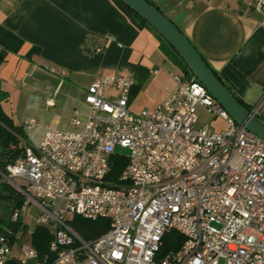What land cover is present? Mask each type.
Listing matches in <instances>:
<instances>
[{
  "label": "built area",
  "instance_id": "2783aa9c",
  "mask_svg": "<svg viewBox=\"0 0 264 264\" xmlns=\"http://www.w3.org/2000/svg\"><path fill=\"white\" fill-rule=\"evenodd\" d=\"M245 1L264 14V0ZM169 76L175 92L139 112L128 109L130 75L96 77L83 122L73 117L70 129L47 127L0 172L50 229L54 258L47 264H264V139L238 124L194 76ZM199 108L225 127L200 122ZM249 110L264 119L263 101ZM34 126L28 120L24 128ZM76 215L107 218L109 228L85 240L69 224ZM171 231L184 240L164 250ZM35 258L32 247L14 255L0 232V264Z\"/></svg>",
  "mask_w": 264,
  "mask_h": 264
},
{
  "label": "crops",
  "instance_id": "0c3cea01",
  "mask_svg": "<svg viewBox=\"0 0 264 264\" xmlns=\"http://www.w3.org/2000/svg\"><path fill=\"white\" fill-rule=\"evenodd\" d=\"M150 1L235 97L250 108L264 102V14L245 0ZM171 57L156 32L119 0H0V110L15 130L26 132L25 123L34 120L22 143L40 140L47 127L70 129L73 117L83 122L87 87L115 71L133 78L130 96L139 89L157 93L155 109L176 90ZM29 207L23 204L20 219ZM37 218L32 226L21 219L29 243L18 236L14 255L34 248L30 234ZM34 264L45 263L35 258Z\"/></svg>",
  "mask_w": 264,
  "mask_h": 264
},
{
  "label": "trees",
  "instance_id": "16d2710c",
  "mask_svg": "<svg viewBox=\"0 0 264 264\" xmlns=\"http://www.w3.org/2000/svg\"><path fill=\"white\" fill-rule=\"evenodd\" d=\"M147 1L157 7L150 0ZM122 4L131 12H133V14H135L142 23L149 26L155 32V30L136 12L131 10L124 3ZM156 34L162 39L163 48L173 53V58H171L177 62V59L175 58L176 56L182 63H184L179 57V55L174 51V49L167 42H165V40L157 32ZM168 47L170 48V50L168 49ZM214 73L216 74L215 71ZM184 76H193L187 66L184 72ZM236 99L240 103L245 105L248 109L250 108L239 98L236 97ZM22 140L23 138L17 133L8 116L0 110V172H4L7 164L14 162L16 158L22 155ZM119 162L122 164H120V166L117 164V166L114 167V171L116 172H119L121 167H123V164H125V159H123L122 157V159H119ZM23 202V197L14 188H12L9 184L3 181L0 174V232L6 234V236L11 242L17 241L19 237H24L27 234V226L21 221L19 215L15 219L12 218L14 212H18L19 214V211L23 206ZM69 224L77 232V234L85 240H93L104 232H106L109 228V220L107 218L91 220L76 215L72 217V219L69 221ZM51 234L52 233L50 229L44 225H35L30 234V243L37 252L36 259L45 264L50 263L54 258V254L49 250ZM164 240V250H167L169 248L176 249L183 242L184 236L176 231H171L165 236ZM5 264L22 263H20L16 259H11L8 260Z\"/></svg>",
  "mask_w": 264,
  "mask_h": 264
},
{
  "label": "water",
  "instance_id": "95a60500",
  "mask_svg": "<svg viewBox=\"0 0 264 264\" xmlns=\"http://www.w3.org/2000/svg\"><path fill=\"white\" fill-rule=\"evenodd\" d=\"M119 1L143 18L174 49L192 75L203 84L206 90L238 124L264 139V119L254 115L236 99L170 18L147 0ZM16 131L22 138L27 137L21 126L16 127Z\"/></svg>",
  "mask_w": 264,
  "mask_h": 264
},
{
  "label": "rangeland",
  "instance_id": "374dc122",
  "mask_svg": "<svg viewBox=\"0 0 264 264\" xmlns=\"http://www.w3.org/2000/svg\"><path fill=\"white\" fill-rule=\"evenodd\" d=\"M171 20V19H170ZM170 50V48L168 47ZM173 54V53H172ZM175 56V55H173ZM177 59L176 64H171L169 66V71L181 73L184 75L186 65L182 63L176 56ZM161 101L160 96L157 93H152L149 91H135L131 96L128 104V109L132 112H139L142 109L145 110H153L154 107ZM198 114L200 117V122H209V124L214 128H220L223 126V121L220 118L213 117L209 114H207L204 110L201 108L198 109ZM222 121V122H221ZM29 142V141H28ZM32 143V142H29ZM123 153L127 154L126 150H121ZM38 215V211L34 206H30L29 208H23L21 212V219H25L29 222V225L32 226L35 223L36 217ZM29 238L23 237L21 242L23 243H29ZM35 259L29 261L28 264H34Z\"/></svg>",
  "mask_w": 264,
  "mask_h": 264
}]
</instances>
